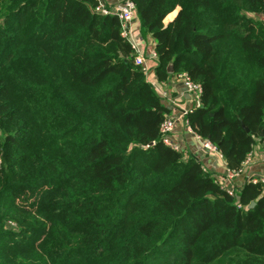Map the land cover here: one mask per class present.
Listing matches in <instances>:
<instances>
[{"label": "trees", "instance_id": "obj_1", "mask_svg": "<svg viewBox=\"0 0 264 264\" xmlns=\"http://www.w3.org/2000/svg\"><path fill=\"white\" fill-rule=\"evenodd\" d=\"M133 1L159 83L201 86L189 125L242 173L264 145V0ZM101 2L0 0V264H264V184L229 195L164 144L170 103Z\"/></svg>", "mask_w": 264, "mask_h": 264}, {"label": "crops", "instance_id": "obj_2", "mask_svg": "<svg viewBox=\"0 0 264 264\" xmlns=\"http://www.w3.org/2000/svg\"><path fill=\"white\" fill-rule=\"evenodd\" d=\"M104 2L105 0H101ZM109 4H113L110 0H107ZM134 37L139 40L138 47L142 56L146 60V66L150 70L148 81L154 85L158 82V77L155 73V69L158 66L157 59L153 57L155 52V42L152 36L146 39L141 37L140 29L141 24L136 16L130 24ZM164 85V84H163ZM165 88L171 95L170 109L171 115L178 121L176 122L175 129L171 134L173 141L179 146L180 152L184 156V160L188 161L194 157L202 164L204 169L213 176L219 177L226 173L227 165L223 158L219 154L211 152L205 149L201 141L197 139L194 131L190 130L186 122L181 118V112L183 109L194 111L200 106V100L189 94L183 83L176 77H171L170 81L166 84ZM249 180L258 181L264 184V145L256 147L252 161L246 165L242 173H240L232 181L235 189L243 188Z\"/></svg>", "mask_w": 264, "mask_h": 264}, {"label": "built area", "instance_id": "obj_3", "mask_svg": "<svg viewBox=\"0 0 264 264\" xmlns=\"http://www.w3.org/2000/svg\"><path fill=\"white\" fill-rule=\"evenodd\" d=\"M101 2V0H99ZM113 4L112 8L109 9L104 5V2H101L100 5L97 8V12L103 14V15H112L117 16L121 23H122V36L126 38L130 44L132 45L133 49L136 51V58L135 63L137 66H140L143 68V71L148 79L150 75V70L146 66V60L142 56L139 47H138V41L131 30V22L135 19L137 16V9L136 4L133 0H110ZM153 57L157 59V54L154 53ZM176 78L180 80L186 91L191 94L193 97L200 99L202 88L200 85H197L191 81V79L186 74L177 75ZM155 89L158 93V95L167 101L170 100V93L168 90L164 87L163 84L159 83V81H156ZM192 110L183 109L181 112V118L186 122L187 126L192 130V128L189 125L188 116L191 114ZM178 120L174 116H168L164 123L161 126V133L163 135L164 144L170 148H172L175 151L180 152L179 146L173 141L171 138V134L173 133L175 129L176 122ZM193 131V130H192ZM197 139L201 141L202 146L214 153H217L220 155L221 158L222 155L218 148L212 144L210 141L202 139L200 136L196 135ZM253 154H251L246 162V165L249 164L252 161ZM240 173L239 172H233L226 170L225 175L217 177L216 182L220 185V187L228 192L229 195L235 194V187L233 186L232 181L237 177ZM256 182V181H255Z\"/></svg>", "mask_w": 264, "mask_h": 264}, {"label": "water", "instance_id": "obj_4", "mask_svg": "<svg viewBox=\"0 0 264 264\" xmlns=\"http://www.w3.org/2000/svg\"><path fill=\"white\" fill-rule=\"evenodd\" d=\"M167 70H168V73L173 74L174 73L173 65H169ZM245 129L247 132L249 131L247 128H245ZM254 206H255V203H252L250 208H253Z\"/></svg>", "mask_w": 264, "mask_h": 264}, {"label": "rangeland", "instance_id": "obj_5", "mask_svg": "<svg viewBox=\"0 0 264 264\" xmlns=\"http://www.w3.org/2000/svg\"><path fill=\"white\" fill-rule=\"evenodd\" d=\"M170 98H171V95H170ZM163 99V98H162ZM164 101H167L166 99H164ZM171 100H168V102H170ZM8 227L11 229V228H13L14 227V225L13 224H9L8 225Z\"/></svg>", "mask_w": 264, "mask_h": 264}]
</instances>
